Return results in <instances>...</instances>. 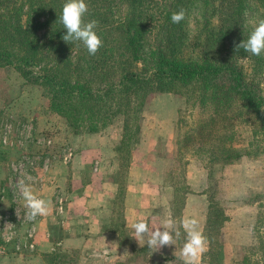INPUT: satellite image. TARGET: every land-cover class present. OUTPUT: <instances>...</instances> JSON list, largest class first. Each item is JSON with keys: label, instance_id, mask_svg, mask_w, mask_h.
<instances>
[{"label": "rangeland", "instance_id": "obj_1", "mask_svg": "<svg viewBox=\"0 0 264 264\" xmlns=\"http://www.w3.org/2000/svg\"><path fill=\"white\" fill-rule=\"evenodd\" d=\"M168 1L170 0H152L149 6L141 8L140 12L133 10L135 15L140 14L146 24L145 44L153 45L157 41V43L161 42V47L164 48L169 42L177 49V37H180L178 56L194 58L205 39L214 34L218 24L217 16L212 14L209 18L207 12L194 9L196 3L189 6L193 0H176L179 10L185 8L186 17L181 29H176V24L174 29H170L160 15L161 8L164 7L162 5L167 4ZM97 3L98 1L95 4ZM124 6L119 4L117 8L111 7L110 10L103 8L99 11L97 28L103 32L104 47L119 48V38L111 32V29L118 19L125 16V12H129V9ZM261 12L259 9L252 13L253 15L247 14L242 17L246 36L247 32L249 31L250 34L259 22L258 14ZM26 17L27 14L22 13V19L29 21L30 15ZM43 19L45 17L40 16L37 24ZM55 21L54 17L37 29L35 35L39 43L56 45L54 40L49 42V37L52 30L57 29L61 33L59 42L61 46L63 45L62 36L66 30L63 25L58 27ZM166 32V39L163 40ZM114 38L118 43L114 42ZM72 44L77 47L83 46L78 42L69 44L65 42V47ZM47 48L48 46L44 47V49ZM237 61L248 76L247 73H250L248 61L245 58ZM86 62L89 65L90 60L87 55H82L78 65L85 70ZM45 63L47 65L49 61L45 59ZM140 63L134 66L136 70L143 66L149 67L146 60ZM72 66L76 67L78 73L71 71L72 77L69 80L80 81L83 78L85 80L81 81H87L86 84L90 80L91 82L87 84L89 87L93 88L114 80L96 76L94 78L93 75L97 74L98 70L93 73L92 71L84 73L83 69L81 70L77 65ZM91 68L94 70L93 67ZM263 77L264 65L260 68V75L254 74L252 77L253 83L261 88V94H264ZM165 87L166 90L154 91L148 96L141 111L140 131L135 137L137 140H128V143L122 144L120 143L122 116L110 115L109 124L107 123L95 133L73 134L62 122L61 117L49 109L47 98L41 94V87L31 84L13 66L0 63V209L1 206L4 209L3 212L0 210V232L8 231V226L10 229H17L21 225L25 227L24 223H20L18 216H10L4 212L15 204L13 189H18V182L21 179L26 181L27 176H33L40 166L50 164L56 158L66 157L69 163L75 150H81L82 147L80 149L79 147L83 145L90 150L102 152L106 162L101 161L99 164L104 171L111 168V159H115L113 176L120 189L125 188L128 183V166L133 165L135 160V163H139L140 157L144 155L155 154L158 157L156 161L148 160L145 163L149 168L159 172L157 181H162L161 183L167 186L170 184L172 189H176L175 196H178V199L188 189L187 164L191 163L204 168L210 179V196L211 198L213 196L212 201L215 202L206 228V233L210 237L207 261L210 264H264V193L254 195L257 211L252 228L253 242L240 247L220 244L215 236L224 216L219 199L221 196L218 192H221L220 189H228L230 184L224 181L220 171L213 172L214 166L227 165L220 164L222 160L242 153L228 164L247 166V172L243 171V168L241 173L235 170L237 175L251 177L250 181L255 189H264V129L253 115L252 109L239 107L236 100L231 102L232 107L228 109V119L218 122L216 116H219V112H212L211 92L201 81L186 84L173 82L167 83ZM261 109H264V106ZM211 116L215 118V123L206 124V119ZM140 143H142L141 147H139ZM85 155H87L86 152ZM92 168L93 164L88 163L81 169L84 178H87ZM132 169L134 173L131 177L137 176L138 165H133ZM144 175L148 180L156 179L154 172L147 171ZM192 175L194 177L195 173ZM7 189L12 191L9 197ZM26 210L23 205H20L19 216L25 214ZM3 219L7 221L3 222ZM58 226V223L52 225L54 238L62 234V231H58ZM57 252L63 255L61 256L63 263L79 264L75 251ZM141 255L142 253L136 252L130 259L116 264H135Z\"/></svg>", "mask_w": 264, "mask_h": 264}, {"label": "trees", "instance_id": "obj_2", "mask_svg": "<svg viewBox=\"0 0 264 264\" xmlns=\"http://www.w3.org/2000/svg\"><path fill=\"white\" fill-rule=\"evenodd\" d=\"M65 2L66 0H0V63L13 66L31 84L41 87V94L47 98L49 109L61 117L73 134L95 133L109 124L110 115H119L122 116L120 143L137 140L135 137L140 131L141 111L148 96L154 91L166 90L167 83L186 84L193 81H201L209 88L212 112H219V116H216L218 122L228 119V109L232 107L231 102L236 100L239 107L252 109L253 115L264 129V109H261L264 106V94H261V88L252 80L254 74L260 75L264 54L257 57L243 49H237V45L249 36V31L247 36L244 32L242 17L246 14L253 15L260 9L262 12L258 14V19L261 20L264 15V0H193L189 3V6L196 3L193 8L207 12L209 18L216 14L218 22L214 34L205 39L194 58L178 56L180 37H177V49L168 41L164 48L157 41L153 45L145 44L146 24L140 14L135 15L133 10L140 12L152 0H85L88 5L85 22L93 19L98 21L99 11L103 8L110 10L121 4L129 9L111 29L119 38L117 49L103 46L92 56L81 45L65 47L64 42L61 46V33L57 29H53L49 37V42L54 40L56 45L39 43L35 32L44 23L55 17L57 26H62L58 17ZM162 6L160 15L163 22L174 29L175 24L170 17L172 13L180 11L177 1L170 0ZM182 9L185 10L184 7ZM22 13H26L27 17L30 15V20L22 19ZM40 16L45 19L37 24ZM182 22L176 24L175 28L181 29ZM96 32L103 41V32L98 28ZM166 36L167 32L163 40ZM114 42L118 43L117 39L114 38ZM82 55H87L90 60L89 65L86 62L85 70L78 65ZM240 58L248 61L250 73L247 75L251 78L243 72L242 65L237 61ZM45 59L49 61V66ZM145 60L149 67L143 66L136 70L134 66ZM72 65H77L84 73L98 70L93 75L94 78L114 80L93 88L87 85L90 80L87 84V81H81L85 80L83 78L80 81L69 80L72 77L71 71L78 73ZM262 80L264 82V77ZM214 120L211 116L205 123L214 124ZM240 154L242 153H237L233 158ZM233 158L222 160L220 164L231 163ZM55 251L42 255L44 263L67 264L61 261L63 255Z\"/></svg>", "mask_w": 264, "mask_h": 264}, {"label": "crops", "instance_id": "obj_3", "mask_svg": "<svg viewBox=\"0 0 264 264\" xmlns=\"http://www.w3.org/2000/svg\"><path fill=\"white\" fill-rule=\"evenodd\" d=\"M80 148L75 150L69 163L66 157L56 158L50 164L40 166L33 176H27L26 183L33 194L48 202L47 216H38L34 222L27 221L24 213L19 216V206L26 208L25 202L19 190L13 189L15 204L4 212L18 216L25 227L21 225L11 230L12 242L6 244L4 253L0 254V264H45L42 255L54 250L75 251L79 264H116L130 259L136 252L142 255L135 264H184L180 253L186 241V231L181 222L186 218L198 220L199 228L207 237L208 250L202 255L200 264H210L206 258L210 249L206 228L215 202L210 196V179L204 168L187 164L188 189L178 199L176 189L157 181L159 172L145 163L156 161L155 154L141 156L139 163L133 161L134 166L138 165V175L131 177L133 165L128 166V183L120 189L113 176L115 159H111V168L104 171L99 164L106 162L102 152L83 145ZM88 163H92L93 168L84 178L81 169ZM241 168L248 171L247 166L241 164L213 167V172L220 171L224 181L230 184L228 189L218 192L224 218L218 227L216 241L234 247L253 242L252 228L257 211L254 195L264 193V189L252 186L251 177L237 175L235 170L241 173ZM147 171L155 173L154 181L146 179L144 174ZM192 173H195L194 177ZM7 192L8 197L12 195L10 189ZM165 219L174 221L175 245L156 250L147 247V237L139 241L134 238L133 223L144 221L150 231L163 230ZM54 223H58V231H62L61 236L55 238ZM27 231L32 247H24L22 243L19 250H15L14 243L26 239Z\"/></svg>", "mask_w": 264, "mask_h": 264}, {"label": "clouds", "instance_id": "obj_4", "mask_svg": "<svg viewBox=\"0 0 264 264\" xmlns=\"http://www.w3.org/2000/svg\"><path fill=\"white\" fill-rule=\"evenodd\" d=\"M87 13L88 5L85 0H66L58 19L66 30L62 40L68 44L78 42L83 45L89 55L94 56L102 48L103 41L96 32L98 21L93 19L85 22L84 17ZM185 17L186 12L181 9L172 13L170 19L172 23L179 24L185 20ZM237 49H243L246 53L257 57L264 54V19L259 20L247 40L239 43ZM17 188L25 202L27 211L24 218L27 221L34 222L38 216L44 217L49 214L48 202L34 195L25 179L18 182ZM181 223L186 231V241L180 253L184 264H200L202 255L208 250L207 237L199 228V222L195 218L183 219ZM174 226V221L171 219L163 221V230L150 231L148 224L144 221H138L131 225L134 230V238L139 241L147 237V247L156 250L164 246L175 245L172 232Z\"/></svg>", "mask_w": 264, "mask_h": 264}, {"label": "built area", "instance_id": "obj_5", "mask_svg": "<svg viewBox=\"0 0 264 264\" xmlns=\"http://www.w3.org/2000/svg\"><path fill=\"white\" fill-rule=\"evenodd\" d=\"M6 221H7L6 219H3V222H6ZM8 228H9L8 231L3 232V233L0 232V254L4 253L5 245L8 244L12 240L11 230H13V228L10 229L9 226H8ZM24 238H26V239H23L22 242L19 241V242L14 243V249L15 250H19L20 245H22V243H23L24 247H27V248L32 247V242L29 241V238H30V232L29 231H27L26 237H24Z\"/></svg>", "mask_w": 264, "mask_h": 264}]
</instances>
